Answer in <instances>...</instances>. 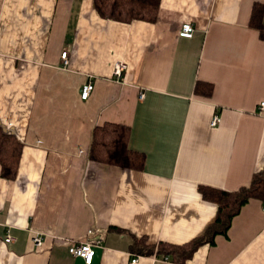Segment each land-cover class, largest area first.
<instances>
[{
    "label": "crops",
    "instance_id": "obj_1",
    "mask_svg": "<svg viewBox=\"0 0 264 264\" xmlns=\"http://www.w3.org/2000/svg\"><path fill=\"white\" fill-rule=\"evenodd\" d=\"M256 2L264 4L161 0L156 21H123L101 16L94 0H0V126L22 146L15 179L0 164V264H88L69 244L98 237L90 264L135 255L137 264H174L140 255L134 240L183 244L202 235L218 205L199 187L236 191L264 168ZM184 22L195 26L192 37L180 35ZM118 60L127 63L122 78ZM88 80L95 88L83 99ZM198 81L213 92L197 91ZM105 122L129 126L141 169L89 158L93 130ZM187 264H264V202L251 199L227 235Z\"/></svg>",
    "mask_w": 264,
    "mask_h": 264
},
{
    "label": "trees",
    "instance_id": "obj_2",
    "mask_svg": "<svg viewBox=\"0 0 264 264\" xmlns=\"http://www.w3.org/2000/svg\"><path fill=\"white\" fill-rule=\"evenodd\" d=\"M161 0H94L99 14L106 18L123 21L144 19L156 21ZM264 4L253 5L250 25L259 30L264 39ZM214 85L208 81H198L196 89L203 94L213 92ZM130 128L126 124L105 122L93 130L89 158L93 161L115 165L123 169L142 168L144 156L132 151L128 146ZM22 146L15 135L0 126V164L1 175L6 179H15ZM199 190L205 200L218 205L215 221L206 231L183 244L160 242L149 244L146 239H135L132 248L140 255L168 257L174 264H187L197 249L206 243L215 244L217 235H227L232 221L251 199L264 202V168L257 171L251 184L236 191H225L209 186H200Z\"/></svg>",
    "mask_w": 264,
    "mask_h": 264
},
{
    "label": "built area",
    "instance_id": "obj_3",
    "mask_svg": "<svg viewBox=\"0 0 264 264\" xmlns=\"http://www.w3.org/2000/svg\"><path fill=\"white\" fill-rule=\"evenodd\" d=\"M195 31V26L191 23V22H184L181 26L180 29V35L182 36H186V37H192ZM68 50H64L61 53V58L63 60V65H67L69 63V55H68ZM127 67V63L124 60H118L115 64L114 67V74L119 77L122 78L124 75V70ZM95 88L94 82L92 80H88L86 83H84L81 87V91H80V95L83 99H88L93 90ZM259 108L261 110L264 109V101H262L260 103ZM220 121V115L218 113H216L211 121H210V125L211 126H217V124ZM14 238L9 234L6 237V242H11L13 241ZM42 240L43 238L41 237V235H36L33 237V242L35 243V245H41L42 244ZM102 239L100 237H98L97 239L93 240V241H85V242H73L69 244V251L70 253L75 256V257H81L83 258L86 263L90 264L95 256L96 250L95 247L101 243ZM165 260H169L168 257H163ZM140 260V256L139 255H135L133 256L128 264H137Z\"/></svg>",
    "mask_w": 264,
    "mask_h": 264
}]
</instances>
